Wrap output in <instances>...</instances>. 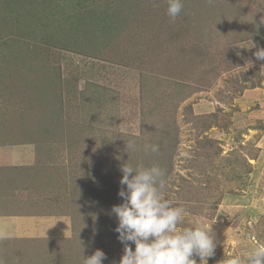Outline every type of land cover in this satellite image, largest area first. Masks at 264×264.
Listing matches in <instances>:
<instances>
[{"label": "rangeland", "instance_id": "rangeland-1", "mask_svg": "<svg viewBox=\"0 0 264 264\" xmlns=\"http://www.w3.org/2000/svg\"><path fill=\"white\" fill-rule=\"evenodd\" d=\"M261 49L264 0H183L175 20L166 0H0V142H32L18 166L38 155L23 205L36 219L0 194L15 212L0 217V264H83L97 249L118 264L124 164L165 171L177 230L211 227L207 264L264 244Z\"/></svg>", "mask_w": 264, "mask_h": 264}, {"label": "clouds", "instance_id": "clouds-1", "mask_svg": "<svg viewBox=\"0 0 264 264\" xmlns=\"http://www.w3.org/2000/svg\"><path fill=\"white\" fill-rule=\"evenodd\" d=\"M166 2L167 15L175 20L182 12L183 0ZM255 56L264 60V49ZM135 149L134 140L126 143L127 151ZM144 150L156 153L159 145L146 144ZM120 171L122 187L118 196L122 203L113 205L110 212L117 221L114 229L117 240L123 245L118 264H196L193 255L207 264L217 246L211 227L177 230L185 210L165 198V171L155 164L136 168L124 164ZM105 259L106 254L97 249L90 256H83V264H103ZM227 264H264V244L258 243L243 258L234 255Z\"/></svg>", "mask_w": 264, "mask_h": 264}, {"label": "crops", "instance_id": "crops-1", "mask_svg": "<svg viewBox=\"0 0 264 264\" xmlns=\"http://www.w3.org/2000/svg\"><path fill=\"white\" fill-rule=\"evenodd\" d=\"M30 143H32V142H23V143L22 142H17V143L13 142V143H9L10 145H8L6 143L0 142V160L6 158L5 156L7 154H5V152H9L10 157L14 158V161L11 160L10 165L8 163H7V165H9V168L11 166L10 171H13V170L17 171V174H15V175H13L12 173H10V175H7L6 180L8 182L10 180L11 181L15 180L18 183V186L16 188L13 186L14 191L10 192V190H6V195L3 194V193H0L1 197H2L1 199L7 198V201H9V202L12 201L13 204L17 208H21V210L23 211V214H19V213L16 212V215H20L22 220H24V219H26L27 217H30V216H32L33 218L36 219V214H32V213L28 212L30 210V208L33 207V205H34V203H31V193H32L34 188L30 189V188H28L25 185L35 181L36 169H35L34 164L32 163V161L33 160L37 161L36 158H37L38 155L35 154V156H34L32 153H27L26 159L24 160V163H22L23 165L22 166H18L20 164L15 161L16 155L13 152L16 151V150H18V151L21 150L22 147H24V146H25V149L27 150V146ZM0 163H2V162L0 161ZM30 165L33 167V170H34L33 172L30 171V169H29ZM34 187H36V185H34ZM19 200L21 202H19ZM27 201H30L29 202V206H28V208H29L28 211L26 210L27 207L23 206ZM7 210H10V211H7ZM7 210L5 209V211H4V209H2V207H0V217H2V218L9 217L10 218L11 217L10 215L15 213V212H13L14 211L13 209L8 208ZM45 218H48V215L45 216ZM67 221L69 223H71L69 217H68Z\"/></svg>", "mask_w": 264, "mask_h": 264}, {"label": "trees", "instance_id": "trees-1", "mask_svg": "<svg viewBox=\"0 0 264 264\" xmlns=\"http://www.w3.org/2000/svg\"><path fill=\"white\" fill-rule=\"evenodd\" d=\"M33 200L31 199V202H32Z\"/></svg>", "mask_w": 264, "mask_h": 264}]
</instances>
